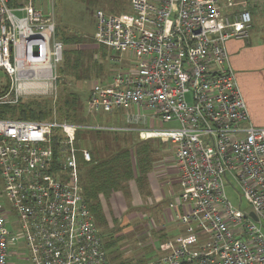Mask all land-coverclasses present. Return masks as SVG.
<instances>
[{"label": "built area", "instance_id": "built-area-1", "mask_svg": "<svg viewBox=\"0 0 264 264\" xmlns=\"http://www.w3.org/2000/svg\"><path fill=\"white\" fill-rule=\"evenodd\" d=\"M42 1L0 0V69L8 79L0 106L29 97L56 102L64 46ZM233 6L130 0L124 15L96 10L97 45L133 63L92 85L87 111L127 110L124 125L69 124L54 109L47 120L0 118V264H9L8 248L19 241L31 264H112L83 199L76 156L88 162L90 153L76 146L81 129L174 146L180 194L170 207L182 231L167 254L134 264H264V128L250 124L226 52L229 40L247 39L252 17L227 13ZM162 123L174 127L151 128ZM226 185L247 211L231 204Z\"/></svg>", "mask_w": 264, "mask_h": 264}, {"label": "rangeland", "instance_id": "rangeland-1", "mask_svg": "<svg viewBox=\"0 0 264 264\" xmlns=\"http://www.w3.org/2000/svg\"><path fill=\"white\" fill-rule=\"evenodd\" d=\"M232 1L234 6L226 10L227 13L242 9L249 10L252 17L251 25L254 29L257 30L256 28L264 25V0ZM39 3V1L36 2L37 5H39ZM129 8L130 0H53V6H51V0L42 1L43 12L45 14L52 13L54 16L56 37L63 42L64 53L67 50L80 49L83 51L82 55L70 56V62L76 63L79 59V61L84 62V66L90 63L88 60L91 58V64L94 65V62H96L93 71L87 73L89 75L87 79H79L76 77V74L82 76L81 70L76 73L75 71H68L65 75L59 74V68H65L62 62L64 61L63 59L56 73L58 75V80L60 78V82L58 83L57 81L56 86L58 87L57 98L66 93L80 96L79 99H82V113L85 119H87V124L95 123L108 127L124 125L123 121L126 111L122 109H114L110 112H96L97 114L95 113L92 118H89L91 115H89L87 111V98L88 92L93 84L100 81L106 84L110 77L118 71V68H127L133 63V60L126 56L119 57L118 54L111 53L105 49L103 51L101 48H98L93 36V34H95V12L96 10H101L105 14L124 15L130 11ZM66 37L80 41L67 45L64 43V38ZM103 53L105 57L102 55ZM117 60H119L120 63ZM7 83L8 79L5 73L0 70V92H4ZM23 100L38 102L49 101V103L55 105V103L53 104V98L29 97ZM53 109L57 117L56 108H54V106ZM53 112H51L52 115ZM170 127H174V125L164 123L151 125V128L157 130H166ZM116 135L119 138L118 143H113L112 146H109L110 149L107 153L115 151L119 146L127 147L129 143L136 144L149 141V146H151L153 150L151 154L152 157H150L153 160V164L151 170L147 173V182L148 176L150 175L151 178L156 177L159 182L161 181L162 184H165L166 186H164V188L167 190L176 189V187H178L176 191H178V194L180 193L179 186L175 183L178 174L170 172L173 171L175 167L174 161L171 158L174 152L173 145L159 139L146 140L136 133H120ZM86 136V140L90 138L89 135ZM90 147L88 143H80V148L82 149L89 151L88 148ZM135 158L134 154H132V172H134V176H136L137 172L135 170L138 168ZM158 174H161L160 177H158ZM154 180L156 181V179ZM137 184L138 186L140 185L139 182H137ZM137 184L131 181L128 184V194L126 195H122L121 192H115L118 194V197H120V199H118L119 204L114 203L112 206H108V201L102 202V211L106 216L107 228L98 231L103 243L106 242L108 238L110 239V237L116 240L115 246L110 250H106L112 264H114V261L115 263L126 261L134 264L146 260H153L154 258L167 254L172 247V237L175 236V230L166 228L167 218L158 210L165 209L164 207L167 206V201H165L163 205L157 206V208L149 206L150 204H148L149 201L147 202L146 197L150 189L149 184L146 183L147 185L140 189L137 188ZM237 191V188L226 185L224 193L234 207H239L242 211H247L248 205L244 198L236 193ZM138 192L140 193L139 195L137 194ZM178 194L173 200L171 199L174 203L179 198ZM174 224H178L175 219ZM10 227L12 230H16L17 228L16 225ZM7 261L9 264H31L30 261L27 260V252L24 249L22 241L10 244L7 251Z\"/></svg>", "mask_w": 264, "mask_h": 264}, {"label": "trees", "instance_id": "trees-1", "mask_svg": "<svg viewBox=\"0 0 264 264\" xmlns=\"http://www.w3.org/2000/svg\"><path fill=\"white\" fill-rule=\"evenodd\" d=\"M74 38H64V43L69 45L79 42ZM103 51L105 48L98 45ZM82 50H67L63 52V64L65 68H59V74L65 75L68 71L79 72L81 70L82 76L76 74L79 79H87L89 75L87 73L93 71L94 65L90 63L84 66V62H70V56L82 55ZM105 57V54H102ZM75 60V61H76ZM67 64V68H66ZM60 82V78L58 83ZM8 87V83L6 88ZM4 89V92L6 91ZM3 92H0V94ZM77 94H64L57 98L55 105L49 103V101H30L20 100L16 106H0V118L10 117L23 120H47L52 117L53 106L56 108L57 118L61 121H66L69 124H86L82 113V99ZM51 104V106H50ZM117 132L104 131V130H88L81 129L75 132L73 136L77 148H80V143H88L91 147L89 149L90 160L88 162L83 161L81 154H77V167L79 170V181L82 188L83 199L87 203L95 226L98 230L107 228L106 216L103 209V201H108L109 197L115 192H121L122 195L128 194V187L131 181L134 184L140 183L137 188L140 189L147 184V173L152 168L153 150L151 149L150 142L146 141L142 143H129L127 147H118L115 151L107 153L113 143H118ZM123 134V133H122ZM128 134V133H124ZM89 135V139H85ZM86 140V141H85ZM126 141V140H125ZM124 141V142H125ZM98 142V143H97ZM127 142V141H126ZM149 142V143H148ZM106 153V154H105ZM132 154L136 157L138 166V176H134ZM101 234V233H100ZM116 240L112 237L103 243L105 250L112 249L115 246ZM114 264H131L130 262H116Z\"/></svg>", "mask_w": 264, "mask_h": 264}, {"label": "crops", "instance_id": "crops-1", "mask_svg": "<svg viewBox=\"0 0 264 264\" xmlns=\"http://www.w3.org/2000/svg\"><path fill=\"white\" fill-rule=\"evenodd\" d=\"M256 29L257 30H255L251 25L248 29V37L245 40L241 41L232 39L226 42V52L228 54L230 68H232L235 74V80L237 82V85L239 86V93H241L244 105L248 113L247 117H249L250 123L258 129L264 128V25L259 26ZM109 81L110 79L106 82V84L109 83ZM98 83L105 84V82L101 81ZM124 111H126L127 113V110ZM128 111L134 112L135 110L129 109ZM99 112L101 111H98L97 113ZM89 115H91L89 118H92L95 113L94 115ZM172 156L171 158L174 161ZM175 169L176 167H174L173 171L170 172L177 174V171ZM135 171L137 172L136 176H138V168H136ZM160 175L161 174H158V177H160ZM154 179H156V181ZM177 182L178 175L175 183ZM147 183L150 187L147 193L148 196L146 195L147 202L149 201L148 204H150L149 206L157 208V206H161L165 201H167V206L164 207L165 209L158 210L159 212H161V214L164 215L165 218H167L166 228L175 230V236L172 237V241L174 242V238H176L182 231V228L177 221L176 222L178 224H174V219L177 211L175 210V208L170 207L171 204H174V201L172 200L178 194V191H176L178 187H176V189L173 188L167 190L166 188H164V186H166L165 184H162L161 181L159 182L156 177L151 178L150 175L148 176ZM176 185L179 186L178 183ZM137 194L139 195L140 193L138 192ZM118 199H120V197H118V194L113 193L109 197L108 206H112V204L114 203L119 204Z\"/></svg>", "mask_w": 264, "mask_h": 264}, {"label": "water", "instance_id": "water-1", "mask_svg": "<svg viewBox=\"0 0 264 264\" xmlns=\"http://www.w3.org/2000/svg\"><path fill=\"white\" fill-rule=\"evenodd\" d=\"M251 216L250 217H253V214H250ZM255 219V217H253Z\"/></svg>", "mask_w": 264, "mask_h": 264}]
</instances>
